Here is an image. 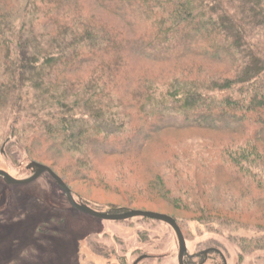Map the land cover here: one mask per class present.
Listing matches in <instances>:
<instances>
[{
  "label": "trees",
  "instance_id": "obj_1",
  "mask_svg": "<svg viewBox=\"0 0 264 264\" xmlns=\"http://www.w3.org/2000/svg\"><path fill=\"white\" fill-rule=\"evenodd\" d=\"M80 1L23 0L14 10L2 5V142L19 146L66 185L82 184L128 204L161 201L196 222L216 219L233 230L240 223L229 217L241 221L240 198L263 216L264 1L92 0L94 8L134 20L142 43L132 49L139 56L230 63L219 75L191 67L166 78L131 76V89L125 77L130 43ZM192 130L237 139L216 140L213 158H201L194 170L201 180L191 183L185 166L175 158L163 163L165 156L150 160V150L159 145L173 157L165 136ZM126 157L143 167L135 181L103 166ZM211 189L236 199L214 209ZM117 206L108 212L126 211Z\"/></svg>",
  "mask_w": 264,
  "mask_h": 264
},
{
  "label": "rangeland",
  "instance_id": "obj_2",
  "mask_svg": "<svg viewBox=\"0 0 264 264\" xmlns=\"http://www.w3.org/2000/svg\"><path fill=\"white\" fill-rule=\"evenodd\" d=\"M80 2L87 12L94 13L99 24H112L128 40L127 44L130 43L128 61L130 69L125 70L129 75L125 77L130 89L135 84L131 76L166 78L191 67H200L203 72L219 75L225 68L227 70L230 67L228 61L209 63L201 58H184L172 62L139 56L132 49L136 42L142 43L139 30L133 25L134 20L128 23L125 18L99 6L94 8L92 0ZM4 3H9V9L14 10L22 6L23 0H0V9ZM145 50H150L143 49L149 56ZM172 118L179 122L178 117ZM5 126L6 123L1 120L0 170L15 179H26L31 175L26 170V165L32 161L25 157L23 150L16 144L7 145V142H2ZM220 133L214 130L169 133L165 138L168 146L173 148L175 156L164 155L161 147L154 145L150 150V160L156 161L160 158L161 162V158L165 156L167 158L163 161L165 163L175 158V162L182 165L181 167L185 166L183 168L186 171H191L189 175L191 183L192 177L199 182L201 178L194 174V170L201 158L208 156L213 158L215 151L212 152L211 146L215 141L237 139V136ZM116 162L123 163V166L117 168ZM103 166L110 172L126 171L129 173V180L134 181L137 178L134 173L136 175L139 171L140 174L143 173V167L135 158L110 159L105 161ZM65 181L67 182L65 185L73 193L74 200L79 204L77 198H81L84 202L80 204L88 206L95 212L110 214L108 212L110 206L118 205L117 207L126 209L124 212L137 210L172 217L184 236L190 254L214 245L225 251L223 253L226 255L227 264H264V215H257L253 204L242 202L245 201L244 198H240L236 204L237 210L239 208L242 210V212L239 210L242 213L241 221L233 216L229 217L231 221L240 223L238 228L233 230L234 228L222 225L220 221H213L216 219H198L199 222H196L195 216L161 201L128 204L109 193ZM211 190L214 205L211 203L209 205L214 206V209L229 204L231 199H236L231 195L219 196L216 190ZM120 213L123 212H111ZM177 254L176 236L168 225L143 218L122 222L102 221L81 214L69 206L61 190L47 173L28 185L7 186L0 182V264H133L143 255L147 256V259L139 264H178ZM208 264L221 262L217 260Z\"/></svg>",
  "mask_w": 264,
  "mask_h": 264
},
{
  "label": "water",
  "instance_id": "obj_3",
  "mask_svg": "<svg viewBox=\"0 0 264 264\" xmlns=\"http://www.w3.org/2000/svg\"><path fill=\"white\" fill-rule=\"evenodd\" d=\"M26 170L29 171L31 174L26 179H22V180L15 179L3 170H0V179L7 186H22V185L31 184L36 179H38L42 174L47 173L54 181V183L57 185V187L61 190L69 206L81 214H85L102 221L122 222L135 218H143V219L164 223L172 229V231L176 236L178 242V249H179L178 264H183L182 257L183 254L186 253L185 242L179 227L177 226L175 220L172 217L155 212H145V211H137V210H129L127 212H123L120 214L95 212L84 204H80V203L78 204L74 200L71 191L68 189L65 183L50 168L36 162H30L26 165Z\"/></svg>",
  "mask_w": 264,
  "mask_h": 264
},
{
  "label": "flooded vegetation",
  "instance_id": "obj_4",
  "mask_svg": "<svg viewBox=\"0 0 264 264\" xmlns=\"http://www.w3.org/2000/svg\"><path fill=\"white\" fill-rule=\"evenodd\" d=\"M184 242H185V239H184ZM177 246H178V242H177ZM185 247H186V242H185ZM223 252L225 251L213 245V246L204 247L203 249L195 251L190 254L186 247V253L183 254V257H182V263L183 264H208L211 261L220 260L221 264H227L226 259H225L226 255ZM144 259H147V256L145 255L140 256L133 264L135 263L139 264V262H141ZM177 262H178V254H177Z\"/></svg>",
  "mask_w": 264,
  "mask_h": 264
}]
</instances>
